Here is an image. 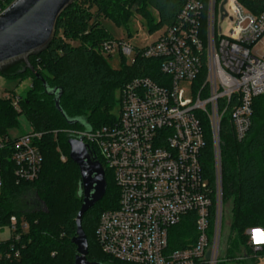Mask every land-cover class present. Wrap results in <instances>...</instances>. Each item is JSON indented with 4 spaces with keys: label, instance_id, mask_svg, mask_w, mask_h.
Returning <instances> with one entry per match:
<instances>
[{
    "label": "built area",
    "instance_id": "2783aa9c",
    "mask_svg": "<svg viewBox=\"0 0 264 264\" xmlns=\"http://www.w3.org/2000/svg\"><path fill=\"white\" fill-rule=\"evenodd\" d=\"M11 1L0 0V13ZM242 1L187 0L173 24L149 45L134 50L117 44L122 57L158 62L161 78L131 79L116 93L113 124L73 134L97 151L118 191L116 208L100 214L95 232L101 253L111 260L217 263L222 217L219 123L230 112L235 139L243 140L251 125L252 101L264 95V55L252 53L255 47L264 51V9L252 14ZM115 45L104 43L101 52L110 56ZM181 82L191 83L192 98L184 97ZM12 103L17 107L16 97ZM203 118L213 140L212 187L201 166ZM39 137H0V188L2 160L13 165L17 185L38 178ZM187 218L194 223V242L169 250L170 230ZM27 232L23 218L9 217L0 227V260L20 257ZM246 236L254 250L264 247V229H248Z\"/></svg>",
    "mask_w": 264,
    "mask_h": 264
},
{
    "label": "trees",
    "instance_id": "16d2710c",
    "mask_svg": "<svg viewBox=\"0 0 264 264\" xmlns=\"http://www.w3.org/2000/svg\"><path fill=\"white\" fill-rule=\"evenodd\" d=\"M186 1L76 0L57 20L55 36L47 50L29 58L33 73L19 65L7 74H0L13 80L30 79L24 97H17L19 112L12 96L0 98V137L9 136L8 131L16 129L18 117L24 115L31 125V133L40 135L35 144L42 156L38 178L19 185L13 177V165L2 160L0 227L6 226L10 216H15L27 222L28 232L21 241L25 246L20 257L12 261L1 259L0 264H73L76 248L71 239L81 205L80 174L69 159L67 144L75 136L65 134V130L76 128L91 132L113 124L117 107L115 94L125 83L136 77H150L155 82L161 78L158 62L140 57H135L132 65L122 62L118 70L111 69L101 54V46L113 40L101 20L125 24L136 14L147 22L148 31L154 32L172 25ZM242 4L252 14L264 9V0H243ZM151 12L157 17L156 24ZM58 93L60 111L54 104ZM251 108V125L241 141L235 139L230 112L219 123L221 201L222 206L230 202L231 219L227 254L220 260L217 258L216 264L264 253V247L254 250L249 246L246 236L248 229H264V95L253 99ZM203 129L205 147L201 166L212 187L214 148L206 118H203ZM57 147L64 153L63 161ZM90 155L104 169L106 193L101 201L106 204L100 207L98 202L82 218L88 245L86 259L99 264H123L103 255L96 242L99 216L116 208L118 191L97 151L90 150ZM112 187L116 193L109 197ZM195 237L193 220L187 218L170 230L169 250L187 248Z\"/></svg>",
    "mask_w": 264,
    "mask_h": 264
},
{
    "label": "water",
    "instance_id": "95a60500",
    "mask_svg": "<svg viewBox=\"0 0 264 264\" xmlns=\"http://www.w3.org/2000/svg\"><path fill=\"white\" fill-rule=\"evenodd\" d=\"M75 1L12 0L0 13V74H7L19 65L33 73L29 58L47 50L55 36L57 20ZM59 96L60 93L54 100L58 111ZM67 144L69 159L77 166L80 174L78 194L81 205L75 218V235L71 239L76 248L73 264H99L86 259L88 245L81 222L85 213L101 201L106 193L104 169L90 155L89 148L80 137L71 138Z\"/></svg>",
    "mask_w": 264,
    "mask_h": 264
},
{
    "label": "rangeland",
    "instance_id": "374dc122",
    "mask_svg": "<svg viewBox=\"0 0 264 264\" xmlns=\"http://www.w3.org/2000/svg\"><path fill=\"white\" fill-rule=\"evenodd\" d=\"M151 15L153 16L154 23L156 24L157 17L155 13L151 12ZM101 24L110 35L114 44H116L111 50L110 57L104 55L106 63L113 70H118L121 67L122 62H124V64L127 66L132 65L135 59L134 55L130 57H124L123 59H121V55L117 44L125 43L134 50L141 49L149 45L151 42H153L161 30L158 29L154 32H149L147 27V22L143 20L140 15H136V14H132L128 22L125 24L120 23L119 25H116L113 21L109 19H102ZM220 31L223 32V29L221 28ZM217 32L219 33V29L217 30ZM71 44L74 46L76 45V43H71ZM252 53H254L256 56L264 55V51H261V49L259 50V48L257 47L252 49ZM101 54L103 53L101 52ZM29 87H30L29 78L24 77L23 79L21 78L20 80H13L11 78L0 76V98L10 97V96H12V98L24 97ZM179 87L183 89L185 98L187 99L192 98L193 87L191 89V83L181 82ZM115 97H117V94H115ZM15 108H17L16 109L17 112L20 111L18 107ZM114 111L115 113H117V107L116 110ZM224 117L225 116L221 117V119ZM17 121H18V127L16 129H12L8 131V135L11 139H17L21 135L29 134L32 132L31 125L24 115H20ZM79 132L81 131H79L76 128L65 130V134L67 135H71ZM56 150L60 156V160L63 161L62 159L64 158L63 156L64 153L60 149H58V147ZM115 193L116 192L112 187V189L110 190L109 197L115 195ZM105 202L99 201L98 205L100 207H103V205L106 204ZM230 209H231L230 202L222 206V217H221V223L219 229V242H218V252H217V258L220 259L225 257L227 254L226 250H227L228 236L230 233V219H231ZM5 235L6 234L1 235V238H4Z\"/></svg>",
    "mask_w": 264,
    "mask_h": 264
},
{
    "label": "crops",
    "instance_id": "0c3cea01",
    "mask_svg": "<svg viewBox=\"0 0 264 264\" xmlns=\"http://www.w3.org/2000/svg\"><path fill=\"white\" fill-rule=\"evenodd\" d=\"M224 264H264V253H262L261 255L253 254L251 256H244L233 261H224Z\"/></svg>",
    "mask_w": 264,
    "mask_h": 264
}]
</instances>
